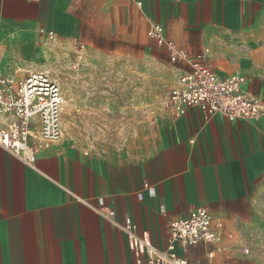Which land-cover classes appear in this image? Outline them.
Masks as SVG:
<instances>
[{
    "label": "crops",
    "instance_id": "obj_1",
    "mask_svg": "<svg viewBox=\"0 0 264 264\" xmlns=\"http://www.w3.org/2000/svg\"><path fill=\"white\" fill-rule=\"evenodd\" d=\"M123 6L140 14L146 34L152 22L162 24L220 76H246V90L264 100V0H0V74L37 69L41 29L92 44L89 21ZM167 114L161 144L141 157H97L58 141L29 165L0 147V264H136L123 230L98 212L103 204L162 249L169 221L206 205L225 225L222 241L187 251L177 244L176 252L190 264H259L241 236L246 223H263L264 117Z\"/></svg>",
    "mask_w": 264,
    "mask_h": 264
},
{
    "label": "rangeland",
    "instance_id": "obj_2",
    "mask_svg": "<svg viewBox=\"0 0 264 264\" xmlns=\"http://www.w3.org/2000/svg\"><path fill=\"white\" fill-rule=\"evenodd\" d=\"M95 16L94 30L84 29L94 43L41 36L44 51L33 68L49 70L66 96L59 142L97 157L144 156L163 140L179 65L147 37L135 10ZM261 217L263 223H246L241 245L264 264V209Z\"/></svg>",
    "mask_w": 264,
    "mask_h": 264
},
{
    "label": "built area",
    "instance_id": "obj_3",
    "mask_svg": "<svg viewBox=\"0 0 264 264\" xmlns=\"http://www.w3.org/2000/svg\"><path fill=\"white\" fill-rule=\"evenodd\" d=\"M40 32L49 40L57 39L53 30L41 29ZM147 35L167 52L171 63L185 65L166 101L167 109L174 115L183 116L195 108L205 120L217 114L229 121H258L264 117V100L246 90V76H220L204 53L190 54L169 38L165 27L158 22L150 24ZM65 104L66 96L60 83L47 69L25 71L21 78L0 74V147L24 163L34 165L41 150L61 140ZM98 212L123 230L128 247L136 256V264H190L176 252L177 244L187 251L202 242L215 245L224 237V223H215L206 205L195 206L186 217L169 221L165 249L153 242L148 230L138 231L130 216L120 224L114 208L103 204Z\"/></svg>",
    "mask_w": 264,
    "mask_h": 264
}]
</instances>
